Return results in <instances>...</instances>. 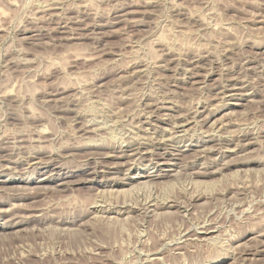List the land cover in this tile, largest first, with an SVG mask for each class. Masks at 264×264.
<instances>
[{
    "label": "rangeland",
    "instance_id": "1",
    "mask_svg": "<svg viewBox=\"0 0 264 264\" xmlns=\"http://www.w3.org/2000/svg\"><path fill=\"white\" fill-rule=\"evenodd\" d=\"M0 264H264V0H0Z\"/></svg>",
    "mask_w": 264,
    "mask_h": 264
},
{
    "label": "bare ground",
    "instance_id": "2",
    "mask_svg": "<svg viewBox=\"0 0 264 264\" xmlns=\"http://www.w3.org/2000/svg\"><path fill=\"white\" fill-rule=\"evenodd\" d=\"M53 2V1H52ZM54 3V2H53ZM57 6V5H56ZM48 7V6H47ZM59 7V6H58ZM44 8V7H43ZM49 8H51V6L49 7ZM122 17V16H121ZM124 17V16H123ZM125 19V18H124ZM230 81V80H229ZM196 85V84H195ZM237 86V85H236ZM223 88V87H222ZM243 90V89H242ZM246 90V89H245ZM231 91H233V90H231ZM242 92V91H241ZM236 95V94H235ZM238 95V94H237ZM248 95V94H247ZM226 97V96H225ZM228 97V96H227ZM232 97V96H231ZM234 98V97H233ZM236 99V98H235ZM238 100V99H237ZM146 106V105H145ZM164 110V109H163ZM196 114V113H195ZM144 117V116H143ZM170 117V116H169ZM79 118V117H78ZM74 123V122H73ZM185 123V122H184ZM225 126V125H224ZM81 127V126H80ZM86 127V126H85ZM90 127V126H89ZM182 127V126H181ZM217 131H219V130H217ZM212 132V131H211ZM226 134H228V133H226ZM127 137V136H126ZM255 137V136H254ZM101 139V138H100ZM141 139V138H140ZM89 141V140H88ZM230 141V140H229ZM263 141V140H262ZM162 142V141H161ZM254 143V142H253ZM135 144V143H134ZM155 144V143H154ZM260 144V143H259ZM125 145V144H124ZM248 145V144H247ZM249 145H251V143H249ZM263 147V146H262ZM131 151V150H130ZM200 152V151H199ZM124 156H125V154H124ZM123 156V157H124ZM50 161V160H49ZM195 162V161H194ZM156 176V175H155ZM155 176H144L143 177V175L141 176V177H138V179L137 180H141V179H146V178H149V179H156V177ZM160 177V176H159ZM175 177V176H174ZM170 178V177H169ZM151 181V180H150ZM202 183V182H201ZM201 183H200V185H201ZM204 183V182H203ZM130 184H132V183H130ZM149 186H150V184H149ZM152 187V186H151ZM133 188H134V186H133ZM136 189V188H135ZM134 189V190H135ZM151 189V188H150ZM129 190V189H128ZM132 190V189H131ZM140 190V189H139ZM147 191V190H146ZM141 192V191H140ZM123 193V192H122ZM150 193V192H149ZM125 194H126V192H125ZM207 194V193H206ZM226 195V194H225ZM138 196H140V195H138ZM173 197V196H172ZM195 198V197H194ZM147 199V198H146ZM125 200V199H124ZM161 200V199H160ZM124 202V201H123ZM104 203V202H103ZM109 204V203H108ZM100 205V204H99ZM119 205V204H118ZM139 206V205H138ZM165 206V205H164ZM170 205H168V207H169ZM157 208V207H156ZM162 208V207H161ZM166 208V207H165ZM155 209V208H154ZM106 210V209H105ZM148 210V209H147ZM145 211V210H144ZM119 212V211H118ZM91 213V212H90ZM149 213V212H148ZM102 218V217H101ZM105 218V217H104ZM111 220V219H110ZM206 232V231H205ZM203 234V233H202ZM203 235H205V233L203 234ZM187 245V244H186ZM233 254V253H232Z\"/></svg>",
    "mask_w": 264,
    "mask_h": 264
}]
</instances>
